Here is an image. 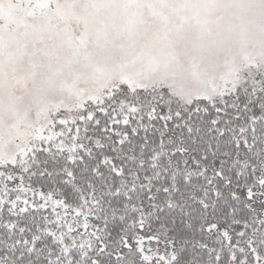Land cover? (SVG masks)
Returning <instances> with one entry per match:
<instances>
[{
    "label": "snow or ice",
    "instance_id": "snow-or-ice-1",
    "mask_svg": "<svg viewBox=\"0 0 264 264\" xmlns=\"http://www.w3.org/2000/svg\"><path fill=\"white\" fill-rule=\"evenodd\" d=\"M0 264H264V0H0Z\"/></svg>",
    "mask_w": 264,
    "mask_h": 264
}]
</instances>
